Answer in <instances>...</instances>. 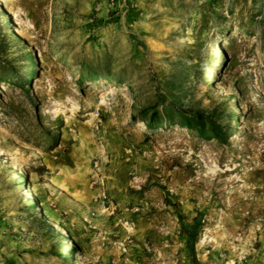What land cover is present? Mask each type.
I'll list each match as a JSON object with an SVG mask.
<instances>
[{"label": "rangeland", "instance_id": "rangeland-1", "mask_svg": "<svg viewBox=\"0 0 264 264\" xmlns=\"http://www.w3.org/2000/svg\"><path fill=\"white\" fill-rule=\"evenodd\" d=\"M181 244L264 264V0H0V264L179 263Z\"/></svg>", "mask_w": 264, "mask_h": 264}, {"label": "trees", "instance_id": "trees-1", "mask_svg": "<svg viewBox=\"0 0 264 264\" xmlns=\"http://www.w3.org/2000/svg\"><path fill=\"white\" fill-rule=\"evenodd\" d=\"M206 118L203 114L199 112H191L189 118L184 119L183 128L194 131L199 137L206 138L211 137L214 140H217L219 143H225V138L221 135V132L214 123L208 122L207 124L210 126L209 130H206ZM157 123V118L152 117L150 121L147 123L148 127L153 128L154 125ZM44 226L55 232L53 228L49 224H44Z\"/></svg>", "mask_w": 264, "mask_h": 264}, {"label": "bare ground", "instance_id": "bare-ground-1", "mask_svg": "<svg viewBox=\"0 0 264 264\" xmlns=\"http://www.w3.org/2000/svg\"><path fill=\"white\" fill-rule=\"evenodd\" d=\"M79 157L81 158V148H80V155H79ZM60 176V178H59V185L61 186V187H66L67 189L70 187V183H71V181H72V179L73 178H75L76 176H75V173H73V172H69L68 170H63L62 172H61V175H59ZM75 198H77V196L75 195ZM78 199V198H77ZM43 214H45V215H47V217L50 219V220H52L53 221V216L49 213V212H47V211H45ZM52 227L54 228V229H56V230H58L59 229V227H58V225L53 221L52 222ZM62 233H63V235H66L67 233L65 232V230H62Z\"/></svg>", "mask_w": 264, "mask_h": 264}, {"label": "crops", "instance_id": "crops-1", "mask_svg": "<svg viewBox=\"0 0 264 264\" xmlns=\"http://www.w3.org/2000/svg\"><path fill=\"white\" fill-rule=\"evenodd\" d=\"M175 244L173 246H171L170 248V251H172L173 253H177L178 252V246H177V242H174ZM181 248L180 249V254L183 255V259L178 263H176L173 259H169L168 261L167 260H163L160 264H192L191 261L189 260L188 257H186L185 255V251H184V245L181 244ZM166 251V250H165Z\"/></svg>", "mask_w": 264, "mask_h": 264}]
</instances>
